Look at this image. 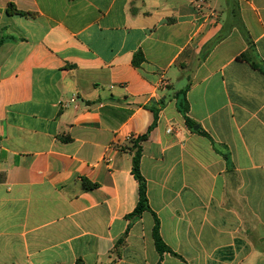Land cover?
I'll return each instance as SVG.
<instances>
[{"label": "crops", "instance_id": "crops-1", "mask_svg": "<svg viewBox=\"0 0 264 264\" xmlns=\"http://www.w3.org/2000/svg\"><path fill=\"white\" fill-rule=\"evenodd\" d=\"M243 54L264 61V0H0V264H264V75Z\"/></svg>", "mask_w": 264, "mask_h": 264}, {"label": "trees", "instance_id": "trees-1", "mask_svg": "<svg viewBox=\"0 0 264 264\" xmlns=\"http://www.w3.org/2000/svg\"><path fill=\"white\" fill-rule=\"evenodd\" d=\"M14 10L16 13H20L16 9ZM238 59L250 63L253 69L260 71L264 75V61L251 60L250 58H248L247 54H243L239 56ZM141 60H143V58H141V54H137L134 62L136 65H139ZM189 89H190V84H188L184 89L178 91L176 93V100H177L178 111L183 115L188 127L193 129L194 126H196L197 124L194 121H192L188 115L190 112V104L187 99V93ZM157 117H158V113L156 112V120H157ZM155 125H156V122L150 128V130H152ZM197 132L203 136L209 137V135L202 129H199ZM146 138L147 136H143L139 138L138 141L134 144L135 155L133 158V174L138 180L139 185H140V193H139L140 199H139V202H138V205L135 211L131 215L128 216V219L132 221L139 219L143 215L144 212L150 211L149 199L147 195V184H146L145 178L143 177L141 173V158H142L143 149L139 145V142L146 140ZM154 239H155V243H156L158 251L162 253L168 251L167 246L165 245L163 239L161 238L160 223L157 218H156V224L154 227Z\"/></svg>", "mask_w": 264, "mask_h": 264}]
</instances>
